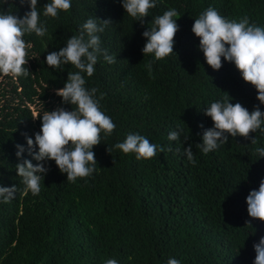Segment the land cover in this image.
<instances>
[{"label":"trees","instance_id":"16d2710c","mask_svg":"<svg viewBox=\"0 0 264 264\" xmlns=\"http://www.w3.org/2000/svg\"><path fill=\"white\" fill-rule=\"evenodd\" d=\"M47 2L37 3L47 33L23 37L31 45L29 75L0 79V187L16 186L13 199L0 198V264H105L108 259L167 264L169 258L180 264H253V244L264 236V222L248 216L245 201L264 179V157L256 152L264 147V133L250 134L257 144L229 136L208 154L196 145L213 127L204 115L212 102L230 96L249 112L254 106L264 111V104L233 63L221 58L220 69L207 65L191 28L209 6L228 20L247 17L264 28V0H155L143 25L125 12L121 0H71L70 10L57 18L43 15ZM169 9L179 14L174 52L159 60L143 55L142 33ZM0 10L23 17L29 8L8 0ZM89 18L111 21L97 35L115 62L99 55L85 86L96 88L97 97L102 94L101 110L116 128L111 135L101 132V143L92 149L97 166L89 177L69 182L54 161L39 162L48 171L34 196L16 172L23 160L38 163L26 142L41 127L34 113L75 108L62 104L55 90L77 70L70 64L52 69L45 57L66 46ZM170 131H179V140L170 141ZM129 133L157 145L156 156L137 160L134 153L115 149ZM16 145L24 148L19 158ZM189 145L195 165L182 154ZM32 151H38L35 145Z\"/></svg>","mask_w":264,"mask_h":264},{"label":"clouds","instance_id":"9594fccd","mask_svg":"<svg viewBox=\"0 0 264 264\" xmlns=\"http://www.w3.org/2000/svg\"><path fill=\"white\" fill-rule=\"evenodd\" d=\"M7 2L8 0H0V5ZM25 3L29 11H26L23 17H18L9 10H0V79L5 76H11L13 79L28 76L30 72L25 65L28 63L27 50L31 45L26 44L23 37L26 33H35L38 37L47 33V28L40 21L38 0H19L21 6ZM121 5L129 16L140 21L142 25L143 18L156 6L155 0H121ZM70 8L71 0H50L43 6V15L57 18L60 11L67 12ZM178 18L179 14L175 9H169L154 18L152 26L142 33L146 38L143 55L153 54L154 58L159 60L174 52V38L179 30L176 23ZM110 23V20L87 19L78 35L68 37L66 46L59 51L50 52L45 57L46 64L52 69L70 64L77 70L68 72L63 87L55 90L62 104L75 105V108L69 111L57 107L52 111L43 110L42 114L38 111L34 113L32 119H39L41 127L39 132L34 134V140L26 137V142L29 153L38 163L33 165L30 160H23L16 165L17 175L22 178L26 193L30 191L35 196L41 191L44 178L42 174L48 169L44 163L39 162L54 161L59 171L66 174L69 182L89 177L95 171L97 161L92 149L101 143V132L105 136L111 135L116 125L111 117L101 110L102 94L97 97L96 88L88 89L85 86V75L91 77L94 74V65L99 55L109 64L115 62V57L108 55L107 50L100 47L101 41L97 35ZM191 31L199 38V49L207 65L213 70H218L223 64L221 58L233 63L243 81L255 88L256 99L260 104H264V28L249 24L247 17L240 22L228 20L214 7L209 6L194 20ZM148 67L150 69L151 62ZM229 97L212 102L204 109V115L211 118L213 127L203 131L202 142L196 145L203 154L219 148L228 141L229 136H240L246 140L250 138L252 144H257V139L250 137V134L257 130L264 133V111L254 106L249 112L239 102L231 103ZM180 135L179 131H170L168 139L176 141ZM184 138L187 139V136ZM34 145L38 151H32ZM16 147V155L19 158L24 148L20 145ZM114 148L124 154L134 153L137 160L150 159L157 154V145L136 133H129L124 141L116 143ZM160 151L164 149L160 148ZM256 152L260 157H264V147L257 148ZM182 154L195 165L191 145L183 148ZM15 193V185L0 187V198L3 202H9ZM245 202L248 216L264 222V179L260 180L258 189L248 193ZM245 224L251 225L250 221ZM253 248V264H264V236L258 243L253 244ZM105 264L118 262L116 259H108ZM167 264H180V261L169 258Z\"/></svg>","mask_w":264,"mask_h":264}]
</instances>
